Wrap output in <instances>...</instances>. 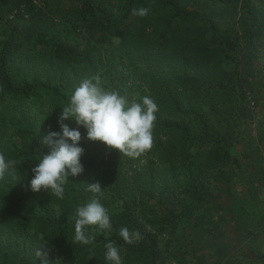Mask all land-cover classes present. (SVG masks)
<instances>
[{
    "label": "trees",
    "instance_id": "1",
    "mask_svg": "<svg viewBox=\"0 0 264 264\" xmlns=\"http://www.w3.org/2000/svg\"><path fill=\"white\" fill-rule=\"evenodd\" d=\"M64 3L67 11L72 9L75 13L74 28L79 26L91 31L92 46L80 49L70 32L56 30L53 34L38 26L32 49L40 56H24L21 32L9 20L0 37V153L11 162L9 172L0 178V264H45V261L47 264H105L104 245L109 240L117 247H141L129 253L132 264L145 257L147 264H166L156 251L153 238L140 237L133 244H127L119 236L121 227L137 231L131 216L134 207L124 198L131 191L126 165L132 158L122 156L119 150L112 149L108 160L99 158L93 154L92 147L104 143L87 140L88 144L83 147L85 166L93 180L82 182L69 177L63 199L43 189L30 190L32 174L26 172L25 164L29 160L35 163L50 150L42 143L49 127L59 131V125L51 122L54 118L51 111L31 108L30 103L56 92L60 99L59 111H62L71 92L63 94L62 86L66 76L64 67L68 64L73 65L69 74L99 77L106 90L118 91L124 96L130 81L146 86L158 106L152 150L164 156L174 176L178 170L185 175L181 181L184 189L181 210H169L158 220L164 228L175 231L184 212L191 211L190 201L208 202L207 194L213 189L211 180L233 181L235 170L225 171L224 164L233 161L236 166L241 165L240 155L245 150L232 154L234 142L228 135L216 131L206 114L224 116L227 122L238 124L240 114L246 110L238 62L241 57L246 58V73L250 76L255 75L254 61L263 64L264 0H115V3L64 0ZM32 4L29 0H0V19L7 12L19 17L21 7L25 6L29 12ZM141 7L149 9L147 16L134 14L133 10ZM64 35L69 42L63 39ZM135 40L149 52L144 55L139 52ZM45 55L50 56V63L45 65L48 72L44 79L30 76L27 69L32 59L43 60ZM23 57L26 59L24 71L18 69ZM100 65L99 69L95 68ZM125 66L129 74L119 71ZM230 66L233 68L228 69ZM57 73L59 77L55 78ZM179 90L185 95V105L177 95ZM191 104L202 112H195ZM176 117L187 118L188 122L185 124ZM4 122L11 123L14 129L7 138L2 132ZM66 123L74 125L70 120ZM206 138H210L212 146L205 154H199L198 147ZM250 167V178L262 183L264 159L257 158ZM101 171L102 196L113 197L116 193L115 199L123 200L124 212L109 211L111 231L90 228L89 234L93 237L90 245L72 243L75 210L92 199L87 182L96 181ZM151 172L150 168L141 169L140 174L149 173L154 184ZM178 187L172 190L165 185L161 195H173ZM194 226L205 231L199 221ZM37 251L41 253L39 256ZM128 262L129 257L124 256L122 264Z\"/></svg>",
    "mask_w": 264,
    "mask_h": 264
},
{
    "label": "rangeland",
    "instance_id": "2",
    "mask_svg": "<svg viewBox=\"0 0 264 264\" xmlns=\"http://www.w3.org/2000/svg\"><path fill=\"white\" fill-rule=\"evenodd\" d=\"M105 1L107 3H115V0ZM29 2H32V0H29ZM32 5L33 8L29 12L26 11L25 6L21 7L22 15L19 17L14 16L13 12H7L4 18L0 19V37L6 30V20L18 26L24 40V56H40V54L34 53L32 49L33 38L38 26L44 31H52L53 34L58 32L56 30L70 32V37L77 39L79 42L77 45L80 49H84L86 45H93L91 31L87 28H79V26H76V29L74 28L75 13L72 9L67 11L64 0H50V2L39 0L38 4L33 3ZM63 39L67 42L70 41L65 35ZM133 42L136 44L135 46L139 47L138 50L143 55L149 52L141 42L136 40ZM94 57L97 58L96 56ZM42 58L43 60L33 58L32 63L29 65L30 69H27L30 76L39 77V80L44 79L48 72L45 70V65L50 63V56L45 55ZM25 63L26 59L23 57L18 69L24 71L26 69L24 68ZM58 63L62 65V62ZM253 63L256 67L254 70L255 75L250 76L246 73L248 67L246 58L241 57L238 62L242 82L241 88L244 90L247 106L244 113L240 114L238 124H234L233 121L227 122L224 116H209L208 113L206 114V119L214 123L216 131L228 135L234 142L235 147L231 149L232 154L236 155L241 152V149L245 150L240 155L241 165L236 166L232 161L225 163L223 166V169L230 173L234 169L236 176L229 183L211 180L213 189L207 194L208 202L190 201L191 211L187 209L184 212V218L175 231L172 228H164L158 220L169 210H181V201L184 198L182 182L185 175L182 174L183 171L178 170V174L174 176L169 170L170 164L165 162L164 156L158 155L152 150L153 141L150 150L136 158H132L131 162L126 165L128 168L127 174L130 177L131 191L124 198L129 200L131 207H134L131 216L136 221L137 231L140 233V237L148 236L156 241L157 247L155 249L165 259L166 264H231V260L233 264H264V181L259 183L249 176L250 165H253L257 158L264 159V58L263 64L261 61H254ZM51 66L50 64L48 68ZM72 67L73 65L70 64L64 67L66 76L62 85L64 86L63 94L70 90L71 95L73 89L87 77L86 75L84 76L81 69L79 71H81L83 76L69 74L68 72H70ZM100 67L101 65L95 68L99 69ZM231 68L233 67H228V69ZM104 70L103 68L102 71ZM119 71L126 74L130 72L126 66L124 69L119 68ZM114 72L116 71L114 70ZM50 73L52 74V72ZM57 77H59L58 73L55 78ZM131 77L134 79L133 73H131ZM127 89L125 97L129 101L135 100L139 102L143 96L152 98V92L140 83L134 84L130 81L127 84ZM191 94L193 93L191 92ZM177 95L182 99L183 105H185L186 99L183 91L179 90ZM190 106L195 112H202L196 105L193 106L191 104ZM30 107L43 108L46 112L51 111L54 117L51 122L57 123V117L60 114V99L56 96V92L49 96L37 98L30 103ZM178 120L185 124L188 122L187 118ZM71 127H76V125H71ZM48 129L49 131L53 130L52 127ZM13 130L11 123L4 122L2 132L4 131L3 135L6 138ZM80 131L82 137H86L85 130L81 128ZM209 139L206 138L205 142L198 147L199 154H205L211 148L212 142H209ZM87 140L82 138L80 145L85 147L88 144ZM27 149L30 148L27 147ZM160 149L163 151V148ZM111 151L112 149L105 144L92 147V152L95 156L107 160ZM81 161L84 165V171L77 176L69 177L72 180L74 178L78 181L82 180V182L93 180L85 166V153H83ZM35 163L29 160L27 165L25 164L28 174H32L31 170ZM149 168L154 175V184L151 183L149 173H144L142 176L140 174L141 169L148 171ZM120 176H122V172ZM101 177L102 171L101 175L96 176V181L93 183H101ZM165 185L172 190L175 189L174 187H179L174 190L173 195L169 193L167 196H162L161 189ZM92 196L91 198H93ZM115 196L116 193L113 197L108 194L101 196L100 202L108 212H111V210L124 212L122 210L123 200L119 201L115 199ZM198 221L204 228V232L199 226H194ZM111 230L112 227L106 231ZM118 246L121 260L126 256L129 257V264L134 263L130 260L131 256L128 255L132 251L141 250V247L137 248L134 245H131V248L129 245ZM146 254L150 255L149 253ZM146 259L147 257L142 261L137 260L135 264H147Z\"/></svg>",
    "mask_w": 264,
    "mask_h": 264
},
{
    "label": "clouds",
    "instance_id": "3",
    "mask_svg": "<svg viewBox=\"0 0 264 264\" xmlns=\"http://www.w3.org/2000/svg\"><path fill=\"white\" fill-rule=\"evenodd\" d=\"M133 12L145 17L149 9L141 7ZM62 106L57 117L59 131H49L42 138V143L50 150L44 152L32 167L29 187L33 192L43 189L51 196L63 199L69 176L74 177L84 171L82 138L102 142L129 158H136L152 147V130L158 106L149 96L141 97L139 102L129 101L118 91L106 90L99 77H91L83 79L73 89L68 103ZM69 120L76 127L65 122ZM81 128L85 130L86 137H82ZM10 167L11 162L0 153V178L9 172ZM103 189L100 182H87V191L93 193V198L75 210L72 243L90 245L93 241L90 228L111 229L109 212L100 202ZM119 236L125 243L133 244L140 238V233L121 227ZM104 248L105 264H122L120 248L114 242L107 241ZM40 254L37 251V256Z\"/></svg>",
    "mask_w": 264,
    "mask_h": 264
},
{
    "label": "built area",
    "instance_id": "4",
    "mask_svg": "<svg viewBox=\"0 0 264 264\" xmlns=\"http://www.w3.org/2000/svg\"><path fill=\"white\" fill-rule=\"evenodd\" d=\"M34 4H38L39 0H32Z\"/></svg>",
    "mask_w": 264,
    "mask_h": 264
}]
</instances>
